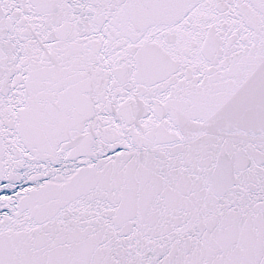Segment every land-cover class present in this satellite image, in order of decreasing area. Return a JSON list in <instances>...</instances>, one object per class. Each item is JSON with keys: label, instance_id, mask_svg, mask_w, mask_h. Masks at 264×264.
I'll return each mask as SVG.
<instances>
[{"label": "snow or ice", "instance_id": "obj_1", "mask_svg": "<svg viewBox=\"0 0 264 264\" xmlns=\"http://www.w3.org/2000/svg\"><path fill=\"white\" fill-rule=\"evenodd\" d=\"M0 264H264V0H0Z\"/></svg>", "mask_w": 264, "mask_h": 264}]
</instances>
